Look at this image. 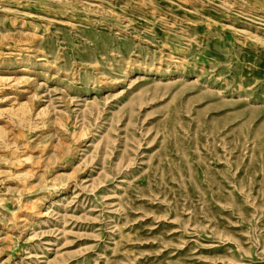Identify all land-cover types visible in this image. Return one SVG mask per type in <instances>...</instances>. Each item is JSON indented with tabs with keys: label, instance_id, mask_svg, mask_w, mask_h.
<instances>
[{
	"label": "rangeland",
	"instance_id": "374dc122",
	"mask_svg": "<svg viewBox=\"0 0 264 264\" xmlns=\"http://www.w3.org/2000/svg\"><path fill=\"white\" fill-rule=\"evenodd\" d=\"M0 264H264V0H0Z\"/></svg>",
	"mask_w": 264,
	"mask_h": 264
}]
</instances>
